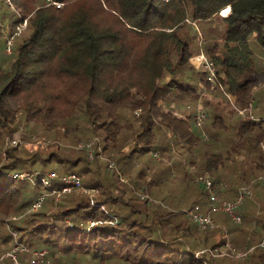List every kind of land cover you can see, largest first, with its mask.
I'll return each instance as SVG.
<instances>
[{"label": "trees", "instance_id": "trees-1", "mask_svg": "<svg viewBox=\"0 0 264 264\" xmlns=\"http://www.w3.org/2000/svg\"><path fill=\"white\" fill-rule=\"evenodd\" d=\"M0 26L12 38L10 60L0 65V229L11 230L7 238L0 234L3 251L16 237L30 249H46L43 264H231L230 256L210 262L206 251L196 253L222 245L217 235L241 239L260 228L246 258L264 264V247L254 245L264 237L256 210L264 204V0H0ZM201 54L202 68L193 62ZM211 86L225 104L220 109L218 102L201 126L186 102L198 104L200 91ZM175 104L188 114L179 116ZM41 137L54 139L53 151L41 161L24 156L19 142ZM96 138V149L122 154L128 147V157L154 151L181 165L186 154L198 174L214 175L216 187L226 182L222 200L252 188L237 211L241 222L210 210L217 226L200 229L187 210L205 193L189 206L186 188L169 203L144 170L139 182L128 174L133 188H114L84 147L74 148ZM51 162L57 167L50 172L94 171L97 194L74 190L57 200L40 180ZM32 170L46 191L28 198L34 177L13 175ZM183 174L190 194L199 182L186 169ZM0 260L12 264L10 256Z\"/></svg>", "mask_w": 264, "mask_h": 264}, {"label": "rangeland", "instance_id": "rangeland-1", "mask_svg": "<svg viewBox=\"0 0 264 264\" xmlns=\"http://www.w3.org/2000/svg\"><path fill=\"white\" fill-rule=\"evenodd\" d=\"M1 6L3 8H5V4H1ZM10 21L9 20H5L4 21V25L9 28ZM8 31V32H7ZM10 30L9 29H4V27L1 28L0 26V65H4L7 64V62H9L10 60V56L9 54L11 53V48H9V46L12 43V38H10ZM193 62L198 66L201 67L204 66L203 65V55H198L193 59ZM204 68V67H203ZM205 70L210 71L211 68L207 65V63L205 64ZM210 76V75H209ZM206 78L208 80H210V77ZM121 81L124 84H130V80L128 78H122ZM132 86V85H131ZM217 90H215V86H211L210 88H203L200 91V100L198 104H195L194 101H187L186 104L190 105V108H188V113H193L195 110L194 115H192V120H196V116L198 114V112H203L205 113V118L199 123V125H204L205 122H210L212 120V117L214 115V108H217L216 105H218V102H221L219 104V107L221 109V107L224 106L225 101L222 102L224 100L223 97L221 96H216V94H218V92H216ZM233 100V99H232ZM209 102V103H207ZM254 104H257L256 101H254ZM173 107V106H172ZM174 112L179 111L177 104H175V107H173ZM188 113H184L182 111H179L178 115L179 116H186V114ZM243 112H241L242 114ZM43 140H39L37 142H32V140L28 141H21L20 146L25 148V153L23 154L26 157L32 158V157H37L39 158V160L41 161L42 158L47 157L49 155V153L51 151H53V148H48L49 143H52L54 141V139L52 138H47V137H41ZM47 140V141H45ZM97 141L98 139L96 138L95 140H88V143H90L91 145L88 146H82L80 143L78 144V146H75V143H69L68 145H74V148H76L77 150H80L79 148L84 147L83 149L86 150L87 154H88V158L90 160L91 166L92 167H96L97 164H100V167L102 169V175L106 176V178L108 179L109 182H111L114 185V188L117 187L116 184H119L118 186H120L119 188H124L126 187L125 185L128 184L130 186V188H133V185L131 184L130 180L128 179V174H130L133 178V180L139 182L138 180L139 177H144V176H140L142 173H140L141 170H144L146 173L145 176V180L146 181H151L154 178H156L157 181V190L159 189V191H162L163 195L166 196L167 201H169V203L172 202H177V198L176 197H181V192L184 191L183 189L188 188V190L191 191L192 187H188L187 185V181L184 180V178L189 179L188 177L184 176L183 172L184 169H186V172H188V174L192 177H195V179L197 180L198 185L196 186L195 190L193 192H191L189 194L188 190L186 189L185 194L186 196H188V200L190 201V204H188L189 206L192 205L193 202L198 201V194L197 193H205L200 197V203L198 204L201 207V210L204 211L205 213L207 212H211V208L213 207L214 203H211L209 196L206 195V190L204 188L203 183L200 181L199 177H203L205 175H209L212 180L215 179L214 175L211 172H207V173H202V174H198V165H194L193 162L191 161V157L190 156H186L183 158V164H178L180 159L178 158H174L173 160H170L167 157L161 156L158 153H155L154 151H148L145 153H137V156L134 157H128L129 154V149L128 147H126L125 149L122 150V154H120L117 150L114 149H108L109 152H104L102 150V147H98V149H96L97 146ZM68 143V141H67ZM64 144V139L60 140L59 142H57V148L58 145L62 146ZM58 150V149H55ZM99 152V157L95 158V153ZM76 153V152H75ZM121 155V157L119 158L118 154ZM4 159H6V156L3 157ZM122 158V159H121ZM85 161V160H84ZM126 162V164H124ZM111 163L114 164L113 167H111ZM190 163V164H189ZM40 166L37 164L36 168H39ZM57 165L55 162H51V164H48L46 166V173L44 176L47 175V173L49 174L51 170H53L54 168H56ZM82 170L81 166H76L73 167L72 170H70L69 173L71 172H77L81 175L82 177V182H83V187L81 189H72L70 192H73L74 190H77L79 192V195L81 194H85V195H89V196H94L97 194V189L95 188V184H99L100 183V177L96 174H94V171H90V172H80ZM35 170L33 171H29V173H34ZM58 177H56L55 179L52 180L54 187L56 189H61L64 185L63 181H62V177L65 175L63 172H61V170H58L57 172ZM116 174H120L119 179L114 180V178L116 177ZM126 174V175H125ZM177 177V179H179V182H170L169 180L173 181V176ZM38 178V175H35ZM35 176L33 178V183H36L35 180ZM30 178V177H29ZM31 181L27 182V186H28V198H33L35 197V193H44L46 191V188L43 186V184L41 182H39L38 184H33L30 183ZM186 183V184H185ZM220 184H218V186L216 187L218 190V195H219V190H222V192L225 191L226 189V182H219ZM221 184H224V187L221 188ZM21 188H24L21 184ZM119 188H116L119 190ZM182 189V190H181ZM47 190H50L47 188ZM246 190L248 192H250L248 195H246V197H251L253 195V189L252 188H246V187H242L240 189H238V193L239 191H243ZM69 192V193H70ZM53 195V194H52ZM62 195V194H61ZM220 197V196H219ZM245 197V198H246ZM57 198V197H56ZM221 198V197H220ZM165 199V200H166ZM58 200V198H57ZM157 198H155V196L152 195L149 196V203L150 204H154L157 201ZM186 200V198L184 199ZM62 201V200H61ZM57 203L52 204L53 207L56 206ZM169 206H171L170 204H168ZM256 207V206H254ZM105 209L107 210L108 207L107 205L105 206ZM192 209V208H191ZM190 209H188L187 211H189ZM257 210V214L258 217H262L264 218V204L262 207H260L259 205H257L256 207ZM214 214V213H213ZM212 214V215H213ZM189 217V216H188ZM258 217L256 218L258 220ZM190 218V217H189ZM225 220L226 223L229 225L231 224V221H227L228 217L225 216ZM232 225V224H231ZM216 226H217V222H216ZM230 227V225H229ZM215 228V227H214ZM213 229V228H211ZM2 229H0V234ZM11 232V230L9 231ZM9 232H7L6 234H2L5 238H7L9 236ZM13 232V231H12ZM260 233H263V230H258V234H256L255 236H252V234H250V231L248 233H246V235H244V237H242L241 239L239 238V234L235 233H226L224 235V237L217 235V241H220L222 245L218 246L215 249H209V247L207 248H203V250L198 251V253L200 254V252H204L206 251L207 253V259L211 262L212 259H220L223 258V256H230L229 262H231V264H251L247 261V252L249 251V245L254 243V239L258 238L259 240V235ZM14 234V233H12ZM258 235V236H257ZM14 236V235H13ZM223 238V239H222ZM261 239V238H260ZM264 239V237L260 240L257 241L254 245L257 246H261V242ZM224 240V241H223ZM3 240L0 237V253H2L3 255L0 256L1 259L4 257H11L12 260V264H43L47 258L45 259V261H43L42 263H37V262H32L31 261V257H32V252L39 250L37 248L34 249H30L26 246H24L23 244L18 242V239H16V237H14V241L11 243V246L8 250L3 251V248H5L4 243H1ZM224 242V244L222 243ZM17 247V248H16ZM264 247V246H261ZM254 246L252 248H250V251L253 250ZM17 251H20L21 254H23L24 258H19L17 256ZM246 253V255L244 256H239L241 254ZM229 254V255H227ZM15 256V257H14ZM246 258V259H245ZM1 261V260H0ZM247 262V263H246Z\"/></svg>", "mask_w": 264, "mask_h": 264}, {"label": "built area", "instance_id": "built-area-1", "mask_svg": "<svg viewBox=\"0 0 264 264\" xmlns=\"http://www.w3.org/2000/svg\"><path fill=\"white\" fill-rule=\"evenodd\" d=\"M60 6L59 4H57ZM207 65L211 68L210 70V80L214 77V72L212 63H207ZM205 118V113L198 112L196 116V122L199 124L203 119ZM15 143V141H14ZM91 145L90 143L86 144V146ZM111 167L114 166L113 163L110 165ZM14 177H20V178H33L34 175L31 173H15L13 175ZM58 177V174L56 172H50L46 176H43L40 178V180L44 183V186L48 189H50L51 193L56 195L57 198L61 196L62 193H68L74 188L81 189L83 187L82 177L80 174L76 172L67 173L62 177V181L64 183L63 187L61 189H56L54 187V184L52 182L53 179ZM200 181L203 183L204 188L206 190L207 195L209 196V199L211 203L213 204V207L211 210L213 211H222L227 213L232 217L233 220H235L237 223L241 222V216L238 214V209L242 205V202L246 195H248L250 192L243 190L239 191L238 196L235 200H222L218 195V190L216 186L214 185V182L212 178L209 175H205L203 177H199ZM224 187V184H221V188ZM45 198L44 194H41L38 198V200L34 204V208H37L40 206L41 202ZM188 216L198 225L200 229H211L216 227V222L211 216L210 213H205L201 210V207L199 205H196L193 209H190L187 211ZM112 222V221H111ZM100 223L99 221H88L89 226H93ZM261 246H264V239L262 240ZM17 248V247H16ZM48 254V251L46 249H40L32 252L31 261L42 263L45 260L46 255ZM198 256L199 253H196ZM229 255V254H227ZM246 253H242L239 256H244ZM15 257V256H14Z\"/></svg>", "mask_w": 264, "mask_h": 264}, {"label": "clouds", "instance_id": "clouds-1", "mask_svg": "<svg viewBox=\"0 0 264 264\" xmlns=\"http://www.w3.org/2000/svg\"><path fill=\"white\" fill-rule=\"evenodd\" d=\"M227 10H229V9H226V10H224V11H227ZM224 11H223V12H224ZM223 12H222V13H223ZM226 14H227V13H226ZM226 14H225V15H226ZM223 15H224V14H223Z\"/></svg>", "mask_w": 264, "mask_h": 264}, {"label": "bare ground", "instance_id": "bare-ground-1", "mask_svg": "<svg viewBox=\"0 0 264 264\" xmlns=\"http://www.w3.org/2000/svg\"><path fill=\"white\" fill-rule=\"evenodd\" d=\"M225 12V11H224Z\"/></svg>", "mask_w": 264, "mask_h": 264}]
</instances>
